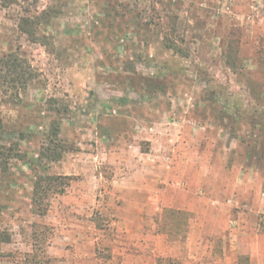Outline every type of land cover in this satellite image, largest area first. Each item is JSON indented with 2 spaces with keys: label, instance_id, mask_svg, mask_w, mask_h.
<instances>
[{
  "label": "rangeland",
  "instance_id": "rangeland-1",
  "mask_svg": "<svg viewBox=\"0 0 264 264\" xmlns=\"http://www.w3.org/2000/svg\"><path fill=\"white\" fill-rule=\"evenodd\" d=\"M10 54L33 77H0V264L264 258V0H0ZM45 173L71 179L40 215Z\"/></svg>",
  "mask_w": 264,
  "mask_h": 264
},
{
  "label": "trees",
  "instance_id": "trees-1",
  "mask_svg": "<svg viewBox=\"0 0 264 264\" xmlns=\"http://www.w3.org/2000/svg\"><path fill=\"white\" fill-rule=\"evenodd\" d=\"M38 19V15L34 16L33 18L26 17L24 19L25 24L27 23H34L35 20ZM30 35L32 38H36L34 35V32L31 31ZM167 40V39H166ZM166 47L171 49L174 54H180L182 51V48L177 45L176 43H173L172 41H168L166 44ZM237 60V55L232 52V50H229L228 56H227V62L230 63V65L234 68L235 63ZM0 77L3 78V80L7 81L10 85L14 86H22L25 87L27 82H29L33 75L30 71L26 70L23 66V64L19 61L18 57L14 56L13 54L8 55L7 57L0 58ZM210 98L214 101L218 100V92L213 91L210 95ZM226 106V105H225ZM226 109H222L223 113H227ZM248 110H252L251 108ZM245 109L244 111H248ZM257 114L256 118L258 120L252 121L254 124L255 122H259L264 124V109L256 108L254 109ZM232 117L241 118L242 112L239 111L237 108L235 112L228 113ZM255 115V114H254ZM231 118V117H230ZM1 125V123H0ZM59 130V123L55 122L52 126V132L50 137H56L58 135ZM262 132H264V128L261 129ZM53 139H50V142H52ZM13 152V148L11 145H0V156H3L4 162L5 159L10 156H20L19 153ZM52 151L50 147H46V151L42 153V157H48L50 160H58L60 157V153ZM14 154V155H10ZM4 167V166H3ZM2 167V169H3ZM5 168V167H4ZM71 177L69 175H56V174H36L34 177V181L32 184V193H31V205L34 209V211L38 214H45L47 210V198L50 194L57 193V194H63L65 192V188L69 185ZM10 240L9 234L4 231L0 230V245L2 243H7ZM49 259H37L35 257L31 258V264H42L45 262H48ZM168 264H173V261L168 259Z\"/></svg>",
  "mask_w": 264,
  "mask_h": 264
},
{
  "label": "crops",
  "instance_id": "crops-1",
  "mask_svg": "<svg viewBox=\"0 0 264 264\" xmlns=\"http://www.w3.org/2000/svg\"><path fill=\"white\" fill-rule=\"evenodd\" d=\"M251 264H264V258H262V259L257 258L255 261H252Z\"/></svg>",
  "mask_w": 264,
  "mask_h": 264
}]
</instances>
